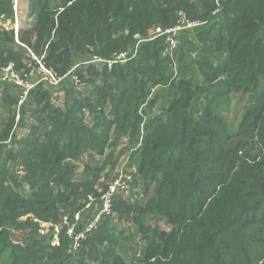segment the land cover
Wrapping results in <instances>:
<instances>
[{
  "label": "trees",
  "instance_id": "trees-1",
  "mask_svg": "<svg viewBox=\"0 0 264 264\" xmlns=\"http://www.w3.org/2000/svg\"><path fill=\"white\" fill-rule=\"evenodd\" d=\"M30 1L33 24L17 41L0 30V264H264V0ZM180 9L200 23L177 34V56L164 53L162 35L135 48L136 35L172 26ZM2 14L13 20L11 0H0ZM28 50L59 75L77 65L89 89L67 74L61 109L54 87L37 84L19 105L31 126L17 138L10 111L22 89L1 70L25 68ZM123 135L103 192L127 154L129 195L113 193L114 214L99 216L75 250L63 233L53 246L31 215L52 222L78 211L72 183L89 179L75 163H94L85 173L95 177L94 156ZM98 197L82 204L75 233L98 216Z\"/></svg>",
  "mask_w": 264,
  "mask_h": 264
},
{
  "label": "rangeland",
  "instance_id": "rangeland-1",
  "mask_svg": "<svg viewBox=\"0 0 264 264\" xmlns=\"http://www.w3.org/2000/svg\"><path fill=\"white\" fill-rule=\"evenodd\" d=\"M12 1V9H13V17L11 20L8 16L6 15H0V30H7L10 31V29L13 30L14 32V38L15 41H17V34H18V30L20 28L23 27H29L33 24V16H31L29 13L31 11V1L30 0H11ZM216 13V12H215ZM184 21V23H183ZM190 23L191 26L188 27L186 26V23ZM198 23H200L199 20H193L190 17L187 16V14L184 12V10L180 9L177 12V19L175 21V23L170 26L167 27L165 29H162L160 27H155L154 29H150L149 33L146 34V38H140V36L136 35V43H135V48L138 47V42L141 40H146V39H152L153 36H163L164 37V44H165V50L164 53L168 52L171 57H173L172 55L175 54L176 50L178 51L179 48V41L177 40V34L181 33L182 31H186V30H191L193 29V27H195ZM179 26L180 28L175 30L174 32L171 30L175 27ZM174 35V36H172ZM127 54L125 53H120L116 56L115 61H120V62H125L128 57H126ZM133 56V54H132ZM176 56H177V52H176ZM23 59V63L25 65V68L22 69H16L14 66V63H12V61L5 67L2 68V72L3 69L6 67H10L9 72L11 71L12 73L16 74L18 76V79H14V78H7L8 81L10 82H14L16 85H18L21 89H22V95L20 96V100L19 102H17L16 104V111H14L13 109L10 111V115L15 114V125H14V134L17 136V138H21L23 137L26 133L29 132L31 123L29 119H23L19 120V105L20 103L25 99V97L27 96L28 92L30 89H32L33 87H35L37 84H42L43 83H48L49 85H51L52 87H54L53 89V93L52 96L55 95V93H58L55 97H52V101L54 102V105L59 106L61 109H64V105H65V96H66V91L65 89H63V87H60L61 82L63 81L64 77L69 73H70V78H71V82L74 83L75 85H77V88L83 89L84 88V92L85 93L89 88H87V82L85 80H83L78 74H72L75 70V67L77 65H74L73 68L69 71H67L66 73H64L63 75H59L54 69H52L51 67L47 66L42 58L40 56H37L33 51L28 50L27 54L22 58ZM93 60H101L100 57H98L97 55H94L92 57ZM175 59V57H174ZM110 63H112V61H109ZM3 76V73H2ZM68 76V77H69ZM188 76V74H187ZM174 78V77H173ZM4 79V78H3ZM81 79V80H80ZM179 79V74L177 75V77L175 78V80L178 81ZM81 87V88H80ZM59 88H61L60 90H58ZM58 90V91H56ZM68 97H72L74 95L79 96V94H75V93H67ZM154 96V92L152 94H149L146 102L148 104L149 100H151ZM146 104V105H147ZM146 105L144 107H146ZM143 107V108H144ZM142 108V109H143ZM156 109H158L157 105L155 107H152L151 110V114L152 115H156L159 113V111H157ZM160 110V109H158ZM15 112V113H14ZM145 115L143 114V120L145 121ZM18 122V123H17ZM87 123H91L90 121H87ZM23 124V125H22ZM113 131V129H112ZM112 141V138L110 139L109 143ZM8 141H6L7 143ZM128 142H129V137L127 135H123L121 137H119L112 145L111 147H109V145L106 147L105 153L103 156H98L95 155L94 158H100L102 159V163L99 166V168L97 169V167L94 169L95 171V177L93 176V174L90 173H85L88 170V166H90L91 168L93 167L94 163H92L91 161H87L86 159H84V161H79L76 162L75 165L77 166V168L75 169L74 173L76 177H83L86 176L89 179V185L88 187L85 186H77L74 181H73V185H75L76 187L73 188V193L78 194L80 197L77 196V201L80 202V206L78 208V211H75L73 213V215L70 217L69 214H67L66 212H62V209L60 208V212H62V216H58V219L56 221H47V220H42V219H38L37 217L31 215V218H33V221L35 223L38 224V231L40 233L45 234L47 237L48 235H50L51 237V244L53 246H59V244L61 243V235L62 237L65 238L66 240V246L72 245V248L74 249V246H76V248L79 246V243L82 240H87L88 239V235L85 234V229L83 231H78L75 233L74 231V224L76 222L75 220V215L76 213L80 214V209L83 208V206H87V203H91L94 200H96L95 197H98L95 192H100L98 194H101L103 192V186L104 184L107 182V175L109 173V168H110V159L111 156L113 157L114 155H117L118 152L120 151V149L124 148L126 150V148L128 147ZM125 152V151H124ZM126 158H127V154L122 156L119 160V163L115 165V169L117 167L116 170V174L117 178L120 179V181L118 182V185L115 187L114 191L116 190H121L124 192V195H129L128 192H130L132 189L131 186L129 185L130 183V176L128 174H126L125 169H126ZM112 160V159H111ZM88 165V166H87ZM10 167H13V164L10 163ZM129 170V169H128ZM115 172V171H114ZM121 172V174H120ZM19 174H22V172H19ZM88 175V176H87ZM23 189L24 192H30V188L28 185H26L24 183L23 185ZM71 189V188H70ZM107 191V190H106ZM106 191H104L102 193V195H100L98 197V199L100 200V202L103 204L104 202V195L106 194ZM76 194H73L70 198V201L68 202V204H66V206H68V209H66L65 211H72V209H74L75 207H72L73 205L69 204L70 202L73 201V198H75ZM125 198L123 200H120V203H122L123 201H125ZM76 199V198H75ZM78 202V203H79ZM82 204H84L82 206ZM115 205H118V202L115 203V201L113 200V198L111 197L109 199V211L106 214H114V208ZM75 206V204H74ZM139 210H143L142 207H140ZM25 218V217H24ZM22 218V219H24ZM122 226L121 227H127L126 224L124 222L120 223ZM159 226L164 228V225L162 222H159ZM117 227V226H116ZM117 230H119V227H117ZM75 233V234H74ZM138 239L141 238L140 234H137ZM77 239V240H75ZM93 241L97 242L96 239H93ZM141 242L144 241L143 239L140 240ZM143 243V242H142ZM65 246V247H66ZM75 250V249H74Z\"/></svg>",
  "mask_w": 264,
  "mask_h": 264
},
{
  "label": "built area",
  "instance_id": "built-area-1",
  "mask_svg": "<svg viewBox=\"0 0 264 264\" xmlns=\"http://www.w3.org/2000/svg\"><path fill=\"white\" fill-rule=\"evenodd\" d=\"M218 11V9H216V11H213V13H215V12H217ZM183 23H184V21H183ZM186 26H188V27H190L191 26V24L188 22V23H186ZM180 27L179 26H177V27H175V28H173V29H171L173 32L175 31V30H177V29H179ZM172 36H174V35H172ZM9 69H10V67H6V68H4L3 69V78L5 79H7V78H14V79H18V76L16 75V74H14V73H12L11 71L9 72ZM120 174H121V172H120ZM120 181V179L119 178H115V180H114V182H113V184L112 185H110L109 186V188L107 189V191H106V194L104 195L105 197V199H104V202H103V204H102V208H101V210L99 211V214H98V216L91 222V223H89L87 226H86V228H85V230L86 231H89V230H91L93 227H94V225H95V222L97 221V219H98V217L99 216H101L102 214H105V213H108V211H109V199L112 197V195H113V193L115 192L114 191V189H115V187L118 185V182ZM78 218H79V214L78 213H76V215H75V220L77 221L78 220ZM75 240H77V239H75ZM76 246H74V248H75Z\"/></svg>",
  "mask_w": 264,
  "mask_h": 264
}]
</instances>
